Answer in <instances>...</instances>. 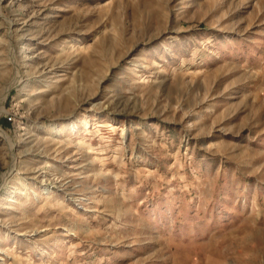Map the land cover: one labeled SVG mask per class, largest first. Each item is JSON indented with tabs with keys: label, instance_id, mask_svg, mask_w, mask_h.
<instances>
[{
	"label": "rangeland",
	"instance_id": "1",
	"mask_svg": "<svg viewBox=\"0 0 264 264\" xmlns=\"http://www.w3.org/2000/svg\"><path fill=\"white\" fill-rule=\"evenodd\" d=\"M0 264H264V0H0Z\"/></svg>",
	"mask_w": 264,
	"mask_h": 264
}]
</instances>
